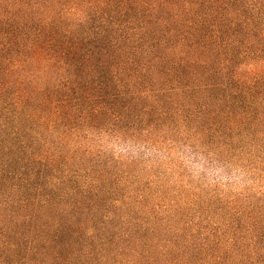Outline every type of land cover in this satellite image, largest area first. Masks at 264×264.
Masks as SVG:
<instances>
[{"label": "trees", "instance_id": "obj_1", "mask_svg": "<svg viewBox=\"0 0 264 264\" xmlns=\"http://www.w3.org/2000/svg\"><path fill=\"white\" fill-rule=\"evenodd\" d=\"M0 264H264V0H0Z\"/></svg>", "mask_w": 264, "mask_h": 264}, {"label": "clouds", "instance_id": "obj_2", "mask_svg": "<svg viewBox=\"0 0 264 264\" xmlns=\"http://www.w3.org/2000/svg\"><path fill=\"white\" fill-rule=\"evenodd\" d=\"M115 134L116 133L113 132L110 139L114 137ZM117 143L125 147V151L120 153L121 157L129 159H147L152 162L153 166L163 167L165 170L172 173L174 179H177L180 183L187 184L189 187L197 190H209L221 194L237 192L252 180V177L248 172H237L236 177H238V179H233L231 181L225 180L223 182H218L215 177L209 178L205 172H201L199 176L194 175L184 166L183 161L180 158V153L183 152V149L179 148L177 145L179 143L186 144L193 151H195V148L193 145L182 141H175V143H159V154L151 152V148L157 147V143L149 144L141 142L139 139H132L131 136L121 135ZM141 143L143 146H141ZM204 154L209 157V163L204 165L205 168H208L213 157L209 156V154ZM241 167L243 168L244 165H241ZM227 172L231 175L232 169H228Z\"/></svg>", "mask_w": 264, "mask_h": 264}]
</instances>
